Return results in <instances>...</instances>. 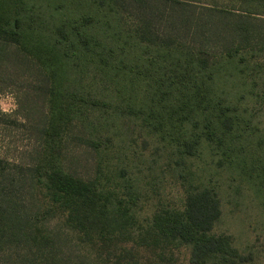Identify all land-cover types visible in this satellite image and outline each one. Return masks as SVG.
<instances>
[{"label":"trees","instance_id":"1","mask_svg":"<svg viewBox=\"0 0 264 264\" xmlns=\"http://www.w3.org/2000/svg\"><path fill=\"white\" fill-rule=\"evenodd\" d=\"M98 5L129 13L140 39L102 40L89 13L64 19L59 5L51 13L35 0H0V95L11 93L19 104L15 115L0 110V131L29 140L12 160L0 156V264H168L167 251L179 245L189 247L190 264H241L230 237L211 233L220 214L214 187L189 183L181 208H161L145 225L137 221L138 193L106 154L110 136L87 122L97 95L90 87L65 92L64 64L112 71L114 85L126 75L134 93L124 113L181 157L205 143L217 165L264 182V139L245 137L244 118L214 80L223 62L245 50L264 53V0ZM139 43L153 54L128 60ZM56 210L63 218L50 226L44 216Z\"/></svg>","mask_w":264,"mask_h":264},{"label":"rangeland","instance_id":"2","mask_svg":"<svg viewBox=\"0 0 264 264\" xmlns=\"http://www.w3.org/2000/svg\"><path fill=\"white\" fill-rule=\"evenodd\" d=\"M219 1L228 5L233 3V0ZM35 2H38L39 9L48 5L45 9L47 12H54L53 7L59 5L64 19L77 17L81 13L91 14L94 32L102 40L113 42L115 38L118 44L123 41L133 45L140 39L129 13L108 11L98 5V0ZM53 22L51 20L49 25ZM152 54L150 51L144 52V45L139 43L134 45L132 54L127 57L128 60L137 57L144 60ZM237 57L223 62L214 77L217 81L216 91H221L224 100L238 108L244 118L245 137L248 140L264 139V53L248 49ZM111 77L112 71L95 70L83 62L77 66L64 64L65 92L86 93L90 87L92 94L97 95L98 106L87 122L92 120L102 136H110V150L106 154L115 165L125 168V175L131 179L138 193L134 209L137 221L145 225L152 214L161 208H181L184 189L189 183L209 185L217 193L220 208L211 233L230 237L232 245L242 256L241 264H264V182L248 178L228 163L217 165L218 156L205 143L201 144L198 153L181 157L160 134L152 132L139 118L124 113V100L134 93L128 88L131 80L126 75L120 76L119 79L115 78L118 82L114 85V82L108 81ZM18 108L17 99L11 93L0 95V110L14 114ZM3 132L0 131V156L5 155L12 160L28 148L29 140L22 132ZM260 154L264 162V151ZM42 201L40 197L41 204ZM62 218L63 215L57 210L44 216L50 226L60 224ZM138 252L143 258L146 257L145 250L138 249ZM167 253H170L168 257L172 255L168 264H190L189 247L186 245H179Z\"/></svg>","mask_w":264,"mask_h":264}]
</instances>
